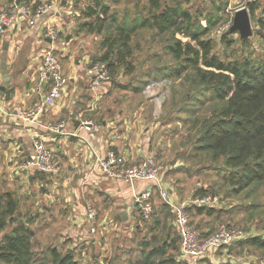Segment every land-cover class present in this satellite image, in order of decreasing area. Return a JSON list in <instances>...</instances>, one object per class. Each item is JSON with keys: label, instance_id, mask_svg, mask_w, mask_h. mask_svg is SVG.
<instances>
[{"label": "crops", "instance_id": "0c3cea01", "mask_svg": "<svg viewBox=\"0 0 264 264\" xmlns=\"http://www.w3.org/2000/svg\"><path fill=\"white\" fill-rule=\"evenodd\" d=\"M20 2L22 7L15 3L18 10L13 12L14 22L5 27L0 36L2 208L8 196L16 204L14 216L17 215V207L24 206L25 220L38 222L39 230L36 236L40 235L45 240L64 231L63 235L67 234L70 238L88 240L95 244L97 235L106 240L110 234L115 233L120 234L117 239L127 242V248L132 246L133 255L138 253V256L166 240L168 242L169 239L165 235L167 231L162 230L159 213L157 212L159 227L155 226L151 231L143 230L142 224H145L146 220L133 200V194L149 184L143 181L130 184L122 180L106 179L96 170V156H102L107 150L117 152L134 165L151 155L148 154L147 148L141 146L145 136L136 131V123L132 124V120L121 117L120 114L117 117L112 115L115 104L106 102V98L111 97L110 94L106 95V82L99 87L95 100H91L88 71L92 63L87 51L88 42L81 36L75 38L71 33L77 31L78 23L76 28V23L70 20L69 13L64 8L63 0H31L28 5ZM45 2L50 7L49 12L29 24L30 14L35 7ZM94 2L95 0H92L91 6H94ZM9 10L10 4L0 0V11ZM125 16L122 15L120 22L134 19L127 20ZM47 27L56 31L55 40L46 36ZM49 47L58 56L67 81L59 97L53 104L46 106L37 119L22 121L18 115L31 111L48 92V84L44 83L38 87V80L41 52ZM82 119L99 125V130L90 134L86 129H79V121ZM60 123H63V127L59 131L48 129ZM34 137L41 138L48 148L58 154L62 163L59 176L51 177L33 170L27 173L18 171L17 166L33 152ZM163 182L169 191L170 199L177 203L182 202L173 191L172 185ZM182 190L179 192L184 194ZM156 194L154 191L153 204L160 201V204L164 205ZM193 196L191 195V199ZM89 202L97 211L95 233H90L85 220L86 204H90ZM215 205L216 203L207 207L214 208ZM170 227L174 228L173 222ZM158 232L160 236L156 238L159 237V243L153 240ZM145 236L149 243L141 249L140 241ZM103 242L105 244V241ZM166 254L179 264L197 263L188 258H181L180 248L178 251L168 248Z\"/></svg>", "mask_w": 264, "mask_h": 264}, {"label": "rangeland", "instance_id": "374dc122", "mask_svg": "<svg viewBox=\"0 0 264 264\" xmlns=\"http://www.w3.org/2000/svg\"><path fill=\"white\" fill-rule=\"evenodd\" d=\"M63 1L70 20L76 23L77 28V23L79 26L85 20L84 11L87 10V6L93 5L92 0ZM101 1L109 6L111 14L117 17L118 22L123 14L127 20L137 18V11H142L147 6V0ZM160 1L171 6L174 0ZM252 2L257 5L253 14L248 11L247 0H189L186 5L182 3V6L193 14L198 10L203 14L217 16L216 24L201 39L209 40L213 45L212 52L222 60L240 61L246 58L252 62H264V44L257 35L259 31L257 20L264 19V0ZM239 9H245L249 16L250 34L245 37H241L238 32H231V24L228 28L225 26ZM200 24L206 25L203 18ZM71 33L75 38L81 36L88 42L89 61L92 64L99 61L101 34L88 36L86 32ZM175 39L188 41L179 32L157 34L147 29L137 30L131 40L135 71L132 75L119 74L115 79L109 75V80L106 81V95L110 94L111 97L106 98V102L115 104L113 116L117 117L120 114L121 117L132 120V124L136 123V131L145 136L141 146L147 148L148 154L153 157L155 164L163 173V181L172 185L179 201L191 200V195L193 196L199 188H205L207 190L205 195L217 199L214 209L222 210L221 214L214 213L210 217H202L188 212L190 222L198 231L211 232L224 225L243 233V239L225 249L216 250L196 264H264V248L245 242L253 236L264 237V188H258L252 193L247 189L238 195L220 191L219 186L222 184L220 177L227 175H222V171L214 167L215 164L203 161L205 156L196 155V137L200 122L208 118L213 110L217 111L223 103L211 96L208 91H202L199 87L194 88V84L189 80L192 76L190 66L177 77L172 75L175 68L181 66L180 61L175 60L167 50ZM181 189L184 194L179 192ZM254 204L257 207L253 209L250 206ZM247 207H250L249 212L248 210L244 212ZM153 210L150 219L142 224L143 230H154L161 222V227L170 229V232L175 234L174 228L170 227L173 222L170 209L161 207L160 201H156ZM157 212L161 218L160 222L156 221ZM15 215L17 220H25L24 206L17 207ZM12 225L9 224L6 231ZM63 234L64 231L55 237L49 236L47 240L40 235L36 236L33 243L36 252L46 246H54L62 253L70 250L77 264H129L139 255L138 253L133 255L132 246L127 248L125 247L128 245L127 242L117 239L120 234L112 233L106 240L97 235L95 244ZM156 236H160L159 232ZM146 240L148 241L146 236L141 239L139 246L141 249L149 243ZM135 247L137 248V245ZM155 260L158 261L159 258Z\"/></svg>", "mask_w": 264, "mask_h": 264}, {"label": "trees", "instance_id": "16d2710c", "mask_svg": "<svg viewBox=\"0 0 264 264\" xmlns=\"http://www.w3.org/2000/svg\"><path fill=\"white\" fill-rule=\"evenodd\" d=\"M20 1L28 5L31 0ZM188 1L174 0L171 6H167L160 0H147V6L137 11V18L118 22L106 3L95 0L94 6L84 11L85 20L79 24L77 31L101 34L97 62L106 64L108 74L113 79L119 74L132 75L135 71L131 40L137 30L147 29L157 34L179 32L187 38L185 42L175 39L167 47L173 58L181 63L172 75L177 77L190 66L192 76L189 80L194 88L208 91L223 103L217 111L213 110L208 118L200 122L196 155L205 156L203 161L215 164L214 167L222 171V175H227L220 177V191L238 195L249 189L252 193L264 188V62H252L246 58L227 61L213 53L212 43L201 37L216 24L217 16L198 10L191 13L182 6ZM247 6L250 14L257 8L253 2L247 3ZM202 18L206 22L205 26L200 24ZM257 25V35L264 44V19H258ZM206 193L205 188H199L194 194L201 197ZM164 205L160 204L161 207ZM15 207V202L9 196L4 200L3 208L0 202V264H77L70 250L62 253L54 246H46L36 252L33 243L39 223L17 220L13 214ZM250 207L254 209L257 206L254 204ZM250 207L244 212H249ZM190 211L202 217L222 213V210L215 211L214 208L197 205L188 208ZM156 221L159 222V219ZM9 224L13 225L6 231ZM165 229L168 242L166 240L148 252H142L129 264H179L166 254L168 248L178 251L179 237L176 233L172 234L170 229L162 227L163 231ZM213 232H203L201 235L207 236ZM245 242L264 248V237L253 236Z\"/></svg>", "mask_w": 264, "mask_h": 264}, {"label": "built area", "instance_id": "2783aa9c", "mask_svg": "<svg viewBox=\"0 0 264 264\" xmlns=\"http://www.w3.org/2000/svg\"><path fill=\"white\" fill-rule=\"evenodd\" d=\"M10 4L9 11H0V36L4 28L14 22L15 10H18L16 0H2ZM252 2L254 0H247ZM49 5L46 3L35 7L30 14L29 24L34 20L45 16L49 12ZM232 20L225 26L228 28ZM46 36L51 40L57 38V33L51 27L46 28ZM88 91L91 100H95L99 87L109 80L108 69L105 63L95 62L89 69ZM65 77L61 62L54 50L49 47L41 52V68L39 72L38 87L42 84H48V92L41 97L31 111L21 112L18 115L22 121H34L46 106L53 104L59 97V94L65 85ZM79 129L83 128L90 131V134L99 130V125L91 120L82 119L79 121ZM63 123L56 126H50L48 129L53 132L59 131ZM95 167L99 174L110 180H122L127 183L134 181H143L148 183V187L133 194V200L138 207L144 220H149L153 214V194L156 191L159 199L170 209L173 215V226L179 237V248L181 258H188L194 263L198 262L216 250L225 249L234 242L243 239V233L240 230L220 225L217 229L207 235L202 236L201 232L190 222L188 208L193 205H213L217 202L214 196L194 197L189 201L174 202L170 199L169 191L163 184V173L155 164L153 158L149 157L142 160L139 164H130L122 155L107 150L102 156H96ZM18 171L29 172L30 170L45 174L51 177H57L62 171V163L58 154L48 148L39 137L33 139V152L24 159L18 166ZM85 220L88 223L90 233L96 232L97 211L90 204H86Z\"/></svg>", "mask_w": 264, "mask_h": 264}, {"label": "water", "instance_id": "95a60500", "mask_svg": "<svg viewBox=\"0 0 264 264\" xmlns=\"http://www.w3.org/2000/svg\"><path fill=\"white\" fill-rule=\"evenodd\" d=\"M15 3L18 7H22L20 0H16ZM230 31L238 32L241 37H245L250 34V21L248 13L245 9H239L235 12L232 18Z\"/></svg>", "mask_w": 264, "mask_h": 264}]
</instances>
